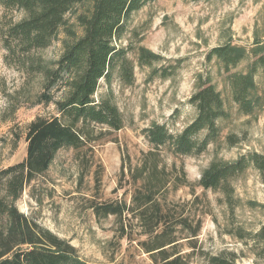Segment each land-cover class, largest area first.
<instances>
[{
    "label": "rangeland",
    "instance_id": "1",
    "mask_svg": "<svg viewBox=\"0 0 264 264\" xmlns=\"http://www.w3.org/2000/svg\"><path fill=\"white\" fill-rule=\"evenodd\" d=\"M84 9L75 6L67 15L78 35L75 17ZM21 16V12L0 7V31ZM126 23V31L114 45L130 61L132 80L124 82L115 67L109 81H99L93 96L96 102L106 100L117 108L122 128L112 133L96 128L83 149L59 150L50 168L23 188L14 203L16 210L75 248L84 264H152L137 239L118 238L115 218L98 220L92 206L130 204L134 191L127 169L132 172L139 166L141 154L150 148L147 128L164 124L178 134L197 115L189 103L192 95L210 84L221 96L225 112L217 121L219 138L200 155L173 158L164 154L168 170L182 166L185 174L176 188L171 178L166 202L183 205L185 215L202 220L195 252L182 243V253L193 252L190 264H205L201 251L211 256L234 253L235 264H264L253 241L264 229V176L247 169L231 183L230 203L222 192L206 191L198 184L212 163L234 162L248 153L264 156V75L257 68L252 77L251 113H243L234 103L228 80L232 73H249L254 60L264 57V0H153L132 13ZM63 41L64 30H60L46 49L32 53L34 60L53 67ZM224 45L243 55L229 74L207 56L211 49ZM142 52L157 60L150 65L141 62ZM28 69V64L17 65L6 57L0 42V171L24 160L29 123L55 113L52 106H32L41 77ZM165 70L170 73H162ZM228 138L236 143L231 145ZM135 232L133 240L138 237Z\"/></svg>",
    "mask_w": 264,
    "mask_h": 264
},
{
    "label": "trees",
    "instance_id": "2",
    "mask_svg": "<svg viewBox=\"0 0 264 264\" xmlns=\"http://www.w3.org/2000/svg\"><path fill=\"white\" fill-rule=\"evenodd\" d=\"M151 1L0 0L3 11L22 14L19 21H8L0 31L6 57L17 65L28 64L29 72L41 77L40 91L32 106H52L55 111L50 118L39 117L29 123L24 137V160L0 171V264H84L75 248L26 219L14 203L28 183L50 168L59 150L83 149L96 128H105L110 133L122 128V116L117 108L106 100L96 102L93 96L99 81H109L115 67L124 82H131V63L115 47L114 40L126 31L130 15ZM75 6L85 8L75 17L81 35L67 20ZM60 30L65 34L60 57L53 67H43L32 53L46 49ZM207 56L215 58L227 74L243 58L227 45L211 49ZM155 60L156 56L147 53L140 56V61L148 65ZM252 65L247 74L228 76L233 101L243 113L252 112L249 96L254 85L252 77L257 68L264 75V57H257ZM189 103L197 115L178 134H172L164 124L147 128L150 148L141 154L139 166L132 172L127 169L134 191L130 204L119 201L92 206L98 220L115 218L118 238L137 239V246L152 264H190L202 227V220L185 215L183 205L166 202L171 178L172 187L176 188L184 181L185 174L182 166L177 169L173 165L168 170L163 158L164 154L179 158L205 152L209 143L219 138L217 121L225 112L221 96L210 84L195 92ZM228 140L231 145L236 143L232 138ZM249 168L264 176V156L248 153L234 162L212 163L198 184L206 191L222 192L230 203L231 183ZM179 173L181 176L175 175ZM135 229L138 237L133 240ZM253 238L257 257L264 259V229ZM183 242L193 252L182 253ZM199 255L205 264H235L236 260L231 252L211 256L201 251Z\"/></svg>",
    "mask_w": 264,
    "mask_h": 264
}]
</instances>
